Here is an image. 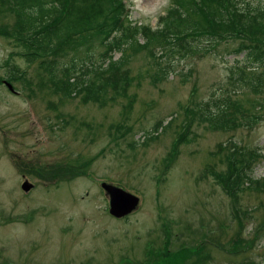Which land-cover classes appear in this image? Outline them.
I'll return each instance as SVG.
<instances>
[{"label": "rangeland", "instance_id": "374dc122", "mask_svg": "<svg viewBox=\"0 0 264 264\" xmlns=\"http://www.w3.org/2000/svg\"><path fill=\"white\" fill-rule=\"evenodd\" d=\"M122 1L133 25L154 28L172 2ZM17 25L0 0V264H264V81L239 83L243 55L178 57L157 79L168 60L140 34L99 96L28 63ZM225 95L242 109L238 124L199 122V107ZM235 157L256 179L237 190L213 174L241 168ZM103 181L138 195L137 210L113 217Z\"/></svg>", "mask_w": 264, "mask_h": 264}, {"label": "trees", "instance_id": "16d2710c", "mask_svg": "<svg viewBox=\"0 0 264 264\" xmlns=\"http://www.w3.org/2000/svg\"><path fill=\"white\" fill-rule=\"evenodd\" d=\"M101 1L11 0L19 22L13 33L14 40L21 56L28 63L37 61L49 72L52 81L61 78L70 88L77 85V79H83L79 86L89 87L92 94L100 96L103 89L114 84L126 51L138 48L139 35L143 34L145 44L168 60L165 64L158 61L157 79L174 72L171 60L175 58L218 53L222 48L227 55H243L246 63L234 69L241 85L252 89L263 85V2L251 6L242 0H172L154 28L133 25L131 8L124 1ZM101 46L105 50L99 63L85 60H91V49ZM117 51L121 56L115 58L113 52ZM255 66H260L258 68L263 71L253 72L251 69ZM81 73L84 77L78 76ZM218 100H214L213 107L209 103L199 107L197 118L201 123L208 122L211 129L228 130L238 124L242 109L229 95ZM242 161L237 157L231 160L241 168H228L226 178L213 174L223 186L234 190L245 181L255 183L256 179L247 172ZM196 250L200 251V248L193 251Z\"/></svg>", "mask_w": 264, "mask_h": 264}, {"label": "water", "instance_id": "95a60500", "mask_svg": "<svg viewBox=\"0 0 264 264\" xmlns=\"http://www.w3.org/2000/svg\"><path fill=\"white\" fill-rule=\"evenodd\" d=\"M101 186L109 197V211L115 217H124L139 206L140 197L125 188L106 181H103ZM32 187L33 183L28 180L22 184V189L26 192L30 191Z\"/></svg>", "mask_w": 264, "mask_h": 264}]
</instances>
